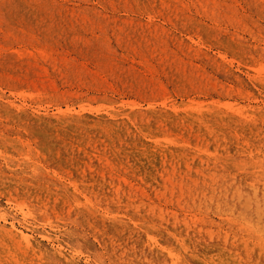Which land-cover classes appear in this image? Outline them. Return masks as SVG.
Here are the masks:
<instances>
[{
    "label": "rangeland",
    "instance_id": "1",
    "mask_svg": "<svg viewBox=\"0 0 264 264\" xmlns=\"http://www.w3.org/2000/svg\"><path fill=\"white\" fill-rule=\"evenodd\" d=\"M0 18V264H86L85 249L90 262L170 264L147 233L165 251L193 222V240L233 264H264V207L242 194L264 189V136L234 120L264 128V0H0ZM192 100L204 122L187 119ZM223 111L233 137L203 133L228 127ZM136 115L166 139L149 140L154 178L129 152ZM229 186L233 222L204 199Z\"/></svg>",
    "mask_w": 264,
    "mask_h": 264
},
{
    "label": "bare ground",
    "instance_id": "2",
    "mask_svg": "<svg viewBox=\"0 0 264 264\" xmlns=\"http://www.w3.org/2000/svg\"><path fill=\"white\" fill-rule=\"evenodd\" d=\"M154 6H155V4H153ZM152 7V6H151ZM230 9V8H229ZM42 10V9H41ZM231 11V10H230ZM12 13V12H11ZM231 18V17H230ZM1 19V18H0ZM47 19V18H46ZM5 20V19H4ZM5 23V22H4ZM85 25V24H84ZM9 27V26H8ZM22 27V26H21ZM145 31V30H144ZM45 36V35H44ZM209 37V36H208ZM44 38V37H43ZM47 38V37H46ZM210 38H212V37H210ZM232 38V37H231ZM228 39V38H227ZM233 39V38H232ZM45 41V40H44ZM155 41V40H154ZM224 41V40H223ZM227 41V40H226ZM225 41V42H226ZM222 42V41H221ZM215 43H216V40H215ZM46 44V43H45ZM224 46H226V45H224ZM228 46H229V44H228ZM229 47H231V46H229ZM51 48V47H50ZM232 50H233V47L231 48ZM237 49V48H236ZM235 49V50H236ZM234 51V50H233ZM237 51H238V49H237ZM236 52V51H235ZM240 52V51H239ZM238 52V53H239ZM37 53V52H36ZM38 54V53H37ZM241 55V54H240ZM241 57V56H240ZM51 58V57H50ZM55 59V58H54ZM247 61V60H246ZM111 63V62H110ZM248 65V64H247ZM226 66V65H225ZM249 67V69H250V71H251V66L249 65L248 66ZM34 69V68H33ZM112 70V69H111ZM3 72V71H2ZM24 72V71H23ZM115 73V72H114ZM13 77V76H12ZM21 81V80H20ZM19 81V82H20ZM28 89V88H27ZM150 94V93H149ZM28 95V94H27ZM146 96H147V94H146ZM37 97V96H36ZM152 98V97H151ZM83 103V102H82ZM85 103V102H84ZM87 103V102H86ZM102 103V102H101ZM151 103V102H150ZM106 104V103H105ZM187 105L184 107L185 109V111H186V113H189L188 115H187V119L188 120H191V121H194V122H204L203 121V119H202V116L200 115L201 113H200V110H201V108L202 107H200L199 106V104H198V102L197 101H194V100H192V101H190V102H188V103H186ZM18 105V104H17ZM81 105V104H80ZM87 105V104H86ZM91 105V104H90ZM100 106H101V104H99ZM217 105V104H216ZM98 106V105H97ZM106 106H108V104L106 105ZM106 106H104V104H103V107H106ZM222 107H223V109H233V106L232 105H227V104H222ZM150 108V107H149ZM104 109V108H103ZM147 109V108H146ZM158 109V108H157ZM106 110V109H105ZM165 110V109H164ZM234 110V109H233ZM60 111V110H59ZM138 111H139V109H138ZM150 111V110H149ZM161 111V110H160ZM213 111V110H212ZM242 111V110H241ZM248 111V110H247ZM83 112V111H82ZM124 112V111H123ZM125 112H128V113H130V114H136V111H135V108L133 107V106H131V107H127L126 109H125ZM141 112V111H140ZM144 112H145V110H144ZM150 112H152V111H150ZM156 112V111H155ZM154 112V113H155ZM164 112V111H163ZM16 113V112H15ZM35 113V112H34ZM258 113V112H257ZM30 114V113H29ZM46 114V113H45ZM59 114V113H58ZM100 114V113H99ZM98 114V115H99ZM140 114H142V113H140ZM165 114H167V116H169L168 118H170V119H172V118H174V115H172V113L171 112H169V113H165ZM178 114V113H177ZM193 114H195V115H193ZM60 115V114H59ZM71 115V114H70ZM137 115H139V113L137 114ZM137 115H136V117H133V119H132V124H128L129 125V128L127 129V131H126V134L127 135H131V139L129 140L131 143H132V149H130L129 150V152L131 153V154H133L134 156H132V157H135V159L137 160V162H139V164L142 166V167H145V170H146V172L149 174V175H152L153 176V178H154V169H155V166H153L151 163H149L148 162V158H147V148H148V146L153 142V143H157V144H159L160 143V145H164L165 146V143H166V139H165V136L161 133V131L159 130V128H157L155 125L154 126H152V127H149L148 125H147V123H145V121H144V123L143 124H141V123H136V119H139V118H137ZM149 115V114H148ZM118 116V115H117ZM141 116V115H140ZM216 116H217V114H216ZM246 116V115H245ZM245 116H242V115H240V117L238 116V117H234L235 119V123H238V124H240V125H243V128H242V130H243V132H245L246 133V137L248 138L247 140H249V141H261L262 139H261V137H263L264 136V128H262V129H259V128H257L256 126H254L253 125V121H254V118L255 117H245ZM252 116V115H251ZM149 117V116H148ZM152 117V116H151ZM218 117L219 118H217V120H215V122H222V121H226L227 120V122L226 123H228L227 125H228V127L227 128H225V129H217L218 128V126H217V123L215 124L216 126H214V127H210V125H208V124H205L204 123V129H203V133H214V135L216 134V135H221V136H225V137H233V112H227V111H223L222 113H218ZM60 118V117H59ZM142 118V117H141ZM158 118H160V116H158ZM261 118L264 120V115H262L261 116ZM64 119V118H63ZM129 119V118H128ZM146 119H148V118H146ZM61 120V119H60ZM66 120H67V118H66ZM141 120V119H140ZM183 120V119H182ZM181 120V121H182ZM68 121V120H67ZM70 121V120H69ZM97 121V120H96ZM152 121V120H151ZM180 121V120H179ZM257 121V120H256ZM21 122V121H20ZM60 122V121H59ZM86 122V121H85ZM104 122V121H103ZM162 122V121H161ZM170 122V121H169ZM176 122V121H175ZM178 122V121H177ZM184 122V121H183ZM65 123V122H64ZM68 123V122H67ZM70 123V122H69ZM159 123V122H158ZM163 123V122H162ZM170 124H171V122H170ZM169 124V125H170ZM173 124V123H172ZM258 124V123H257ZM262 124V123H261ZM260 124V125H261ZM161 125V124H160ZM159 125V126H160ZM193 125V124H192ZM112 126V125H111ZM175 126V125H174ZM187 125H185V127H186ZM262 126V125H261ZM88 127V126H87ZM115 127V126H114ZM184 127V128H185ZM237 127V126H236ZM169 128V127H168ZM172 128V127H171ZM181 128V127H180ZM82 129V128H81ZM112 129V128H111ZM110 128H106L105 127V130L107 131V132H109L110 130H111ZM115 129V128H114ZM48 130V129H47ZM162 130V129H161ZM187 130V129H186ZM113 131V130H112ZM111 131V132H112ZM170 131V130H169ZM177 131V130H176ZM182 131V130H181ZM51 132V131H50ZM186 132V131H185ZM191 132V131H190ZM110 133V132H109ZM114 133H119V130H118V132L116 131V132H114ZM170 133V132H169ZM179 133V132H178ZM120 134H122V133H120ZM166 134V133H165ZM174 134V133H173ZM190 134V133H189ZM191 135V134H190ZM167 136H169V135H167ZM175 136V135H174ZM185 136H187V135H185ZM120 137V135L119 134H116V138H119ZM138 138L137 140L135 139V138ZM172 137V136H171ZM190 137V136H189ZM218 137V136H217ZM177 138V137H176ZM179 138H181L180 136H179ZM216 138V137H215ZM184 139V138H183ZM214 139V138H213ZM217 139H220V138H217ZM217 139H215V140H217ZM237 139H238V137H237ZM121 140V139H120ZM128 140V139H127ZM149 140H151L150 142L151 143H149ZM181 140V139H180ZM226 140V139H225ZM115 141V140H114ZM163 141L165 142V143H163ZM184 141V140H183ZM202 141V140H201ZM189 142V141H188ZM211 142V141H210ZM263 142V141H262ZM130 143V144H131ZM116 144V143H115ZM170 144V143H169ZM197 144V143H196ZM201 144V143H200ZM213 144V143H212ZM262 144V143H261ZM122 145V144H121ZM159 145V146H160ZM224 145V144H223ZM222 145V146H223ZM124 146H125V144H124ZM128 146V145H127ZM163 146V147H164ZM113 147V146H112ZM177 147H179V146H177ZM81 148H83V147H81ZM129 148V147H128ZM131 148V147H130ZM156 148V147H155ZM184 149V148H183ZM79 150V149H78ZM115 150V149H114ZM150 150V149H149ZM117 151H118V149H117ZM153 151V150H152ZM168 151V150H167ZM125 152V151H124ZM128 152V153H129ZM189 152V151H188ZM121 153V152H120ZM155 153V152H154ZM153 153V154H154ZM190 153V152H189ZM118 154V153H117ZM116 154V155H117ZM149 154V153H148ZM188 154V153H187ZM84 155V154H83ZM152 155V154H151ZM165 155V154H164ZM163 155V156H164ZM150 156V155H149ZM174 156V155H173ZM105 157V156H104ZM168 157V156H167ZM189 157V156H188ZM154 158V157H153ZM165 158V157H164ZM171 158V157H170ZM194 158V157H193ZM131 159V158H130ZM180 160V159H179ZM186 160V159H185ZM27 161V160H26ZM82 161V160H81ZM80 161V162H81ZM133 161V160H132ZM158 161V160H157ZM104 162V161H103ZM151 162V161H150ZM152 162H154V161H152ZM159 162V161H158ZM161 162V161H160ZM164 162V161H163ZM188 162V161H187ZM169 163V162H168ZM171 163V162H170ZM182 163V162H181ZM190 163V162H189ZM107 164V163H106ZM159 164V163H158ZM167 165V164H166ZM176 165V164H175ZM180 165V164H179ZM183 165V164H182ZM188 165V164H187ZM173 166V165H172ZM182 167V166H181ZM180 167V168H181ZM213 167V166H212ZM25 168V167H24ZM92 168V167H91ZM88 169V168H87ZM138 169V168H137ZM158 169V168H157ZM160 169V168H159ZM162 169V168H161ZM204 169H205V167H204ZM174 170V169H173ZM124 171V170H123ZM163 171V170H162ZM165 171V170H164ZM170 171V170H169ZM209 171V170H208ZM108 172V171H107ZM217 172V171H216ZM219 172V171H218ZM226 173V172H225ZM106 174V173H105ZM158 174H160V173H158ZM230 174V173H229ZM210 175V174H209ZM219 175H221V176H223V172H221V174L219 173ZM218 175V176H219ZM70 176V175H69ZM112 176V175H111ZM157 176V175H156ZM159 176V175H158ZM225 176V175H224ZM116 177V176H115ZM131 177V176H130ZM212 177V176H211ZM214 177V176H213ZM218 178H220V176L218 177ZM224 179H225V177H223ZM35 179V178H34ZM216 179V178H215ZM207 180H208V178H207ZM207 180H206V182H207ZM211 180H212V178H211ZM229 180V179H228ZM96 181V180H95ZM90 182V181H89ZM124 182V181H123ZM201 182V181H200ZM221 182V181H220ZM93 182H91V184H92ZM95 183V182H94ZM105 183V182H104ZM214 183V182H213ZM229 183V182H228ZM235 183V182H234ZM86 184V183H85ZM113 184V183H112ZM120 184V183H119ZM139 184V183H138ZM87 185V184H86ZM105 185V184H104ZM111 185V184H110ZM162 185V184H161ZM203 185V184H202ZM211 185V184H210ZM218 185V184H217ZM220 185V184H219ZM218 185V186H219ZM226 185V184H225ZM240 185V184H239ZM65 186V185H64ZM113 186V185H112ZM205 186V185H204ZM203 186V187H204ZM232 186H234V185H232ZM247 187H249V188H246V187H244L245 189L243 190V192H242V194H247L246 195V197L251 201V202H255L256 204H255V207L257 208V212H256V214L261 210V207H264V189H263V191H259L258 189L259 188H261V186H257L256 184H253L252 182H248L247 183V185H246ZM88 187H90V186H88ZM100 187V186H99ZM206 187V186H205ZM204 187V188H205ZM208 187V186H207ZM221 187V186H220ZM231 186H229L228 188L229 189H226V188H222V190H221V193L220 194H213V193H211V194H204L205 195V197H204V199H206L207 200V196H208V198H209V200H211V202H216L215 203V206H214V208H215V210H216V212L217 213H220L221 215H223V214H228L230 217H231V221L233 222V203L234 202H230V201H228V200H230L232 197H233V187L232 188H230ZM85 188V187H84ZM109 188H110V186H109ZM91 189V188H90ZM93 189V188H92ZM97 189V188H96ZM100 189H101V187H100ZM113 189V188H112ZM206 189V188H205ZM262 189V188H261ZM89 190V189H88ZM107 190V189H106ZM109 190V189H108ZM114 190V189H113ZM174 190V189H173ZM217 190V189H216ZM235 190V189H234ZM241 190V189H240ZM86 191H87V189H86ZM92 191H94V190H92ZM97 191H99V190H97ZM102 191V190H101ZM104 191V190H103ZM208 191V190H207ZM123 192V191H122ZM216 192V191H215ZM88 193H89V191H88ZM94 193V192H93ZM99 193V192H98ZM106 193V192H105ZM119 193V192H118ZM204 193V192H203ZM218 193V192H217ZM91 194V193H90ZM102 194V193H101ZM100 194V195H101ZM116 194V193H115ZM122 194V193H121ZM126 194V193H125ZM177 194V193H176ZM104 195V194H103ZM110 195V194H109ZM113 195V194H112ZM95 196V195H94ZM99 196V195H98ZM106 196V195H105ZM111 196V195H110ZM122 196V195H121ZM160 196V195H159ZM103 197V196H102ZM124 197V196H123ZM241 197V196H240ZM94 198V197H93ZM98 198V197H97ZM104 198H106V197H104ZM110 198V197H109ZM125 198V197H124ZM128 198V197H127ZM29 199V198H28ZM101 199V198H100ZM107 199H108V196H107ZM120 199V198H119ZM165 199V198H164ZM103 201H104V199H102ZM115 200V199H114ZM118 200V199H117ZM116 200V201H117ZM233 200V199H232ZM79 201V200H78ZM125 201V200H124ZM164 201V200H163ZM203 201V200H202ZM235 201H236V199H235ZM44 202V201H43ZM74 202H75V200H74ZM106 202V201H105ZM207 202V201H206ZM205 202V203H206ZM210 202V201H209ZM242 202V201H241ZM240 202V203H241ZM250 203V202H249ZM185 204V203H184ZM43 205V204H42ZM110 205V204H109ZM111 205H113V204H111ZM151 205V204H150ZM208 205V204H207ZM242 205V204H241ZM261 205V206H260ZM131 206V205H130ZM134 206V205H133ZM210 206V205H209ZM213 206V205H212ZM31 207V206H30ZM158 207V206H157ZM197 207H198V205H197ZM241 207V206H240ZM86 208V207H85ZM206 208H208L207 206H206ZM205 208V209H206ZM213 208V207H212ZM87 209V208H86ZM91 210V209H90ZM95 210V209H94ZM214 210V209H213ZM206 211V210H205ZM249 211V210H248ZM65 212H67V211H65ZM91 212H92V210H91ZM159 212V211H158ZM262 212H264V211H262ZM160 213H162V212H160ZM187 213V212H186ZM237 213V212H236ZM250 213L252 214V209H251V211H250ZM84 214V213H83ZM92 214V213H91ZM95 214V213H94ZM159 214V213H158ZM247 214V213H246ZM250 214V215H251ZM259 214V213H258ZM161 215V214H160ZM244 215V214H243ZM263 215V214H262ZM54 216V215H53ZM84 216V215H83ZM98 216V215H97ZM133 216V215H132ZM181 216V215H180ZM99 217V216H98ZM161 217V216H160ZM163 217V216H162ZM242 217V216H241ZM244 217V216H243ZM96 218V217H95ZM102 218V217H101ZM107 218V217H106ZM111 218V217H110ZM115 218V217H114ZM119 218V217H118ZM133 218V217H132ZM238 218V217H237ZM91 219V218H90ZM136 219H138V218H136ZM135 219V220H136ZM143 219V218H142ZM150 219V218H149ZM246 219V218H245ZM94 220V219H93ZM98 220H99V218H98ZM97 220V221H98ZM104 220V219H103ZM145 220V219H144ZM173 220V219H172ZM177 220V219H176ZM181 220V219H180ZM259 220H261V219H259ZM102 221V220H101ZM113 221V220H112ZM119 221V220H118ZM133 221V220H132ZM140 221V220H139ZM143 220H141V222H142ZM103 222V221H102ZM115 222V221H114ZM138 222V221H137ZM189 222V221H188ZM192 222V221H191ZM221 222H223V221H221ZM260 222V221H259ZM258 222V223H259ZM135 223H136V221H135ZM150 223V222H149ZM187 223V222H186ZM94 224V223H93ZM99 224V223H98ZM115 224V223H114ZM113 224V225H114ZM121 224V223H120ZM122 224H124V223H122ZM132 224V223H131ZM142 224V223H141ZM154 224V223H153ZM110 225V224H109ZM133 226H134V223L132 224ZM140 225V224H139ZM138 225V226H139ZM145 225V224H144ZM161 225V224H160ZM172 225V224H171ZM173 225H174V223H173ZM182 225V224H181ZM102 226V225H101ZM118 226V225H117ZM124 226V225H123ZM136 226V225H135ZM157 226H158V224H157ZM77 227V226H76ZM98 227V226H97ZM104 227V226H103ZM128 227V226H127ZM127 227H126V229H127ZM142 227V226H141ZM155 227V226H154ZM161 227H162V225H161ZM173 227V226H172ZM182 227V226H181ZM186 227H187V229H188V231L187 232H190V231H192V232H195V234H200V232H198L197 233V229H196V224L193 222V224H190V225H186ZM233 227V226H232ZM36 228V227H35ZM102 228V227H101ZM114 228V227H113ZM116 228V227H115ZM160 228V227H159ZM163 228V227H162ZM174 228V227H173ZM111 229V228H110ZM117 229H119V228H117ZM122 229V228H121ZM142 229H144V228H142ZM183 229H185V227H183ZM202 229V228H201ZM96 230V229H95ZM100 230V229H99ZM120 230V229H119ZM7 231V230H6ZM15 231V230H14ZM106 231V230H105ZM131 231V230H130ZM205 231V230H204ZM203 231V232H204ZM212 231V230H211ZM216 231V230H215ZM218 231V230H217ZM8 232V231H7ZM107 232V231H106ZM140 232V231H139ZM144 232V231H143ZM150 232V231H149ZM171 233H168V235L171 237V241L169 242V247H167L166 248V250L165 251H162L161 249H160V247L159 248H157L156 246V244L154 243V241H153V239L151 238V235L152 234H149V233H147V242H150V244H152V246L155 248V250H156V252H157V254H159V256H161L162 255V258L164 259V261L166 262L167 261V259H168V261H169V263L170 264H188V262H189V260L190 259H188L189 257H191L192 258V260H191V263L192 264H233V255L231 254V252L230 251H228V249H227V247H225V246H222V247H218V249H216V248H213L211 245H208V244H206V243H200V242H198L199 240H197V238H196V240H193V238L194 237H192V235L191 234H188L187 232H183V233H181L182 231L178 228V229H172L171 231H170ZM219 232V231H218ZM10 233V232H9ZM102 233H103V231H102ZM111 233V232H110ZM115 233V232H114ZM117 233V232H116ZM191 233V232H190ZM95 234V233H94ZM101 234V233H100ZM107 234V233H106ZM126 234V233H125ZM139 234V233H138ZM204 234V233H203ZM207 234V233H206ZM213 234V233H212ZM229 234H230V232H229ZM76 235V234H75ZM97 235V234H96ZM108 235V234H107ZM111 235V234H110ZM124 235V234H123ZM135 235V234H134ZM214 235V234H213ZM18 236V235H17ZM100 236V235H99ZM116 236H117V234H116ZM137 236V235H136ZM203 236V235H202ZM206 236V235H205ZM219 236H220V234H219ZM105 237H106V235H105ZM141 237V236H140ZM218 237V236H217ZM228 237V236H227ZM103 238V237H102ZM110 238V237H109ZM120 238V237H119ZM145 238V237H144ZM203 238V237H202ZM211 238V237H210ZM107 239V238H106ZM79 240V239H78ZM124 240V239H123ZM129 240V239H128ZM127 240V241H128ZM205 240H207V239H205ZM233 240V239H232ZM103 241V240H102ZM101 241V242H102ZM122 241V240H121ZM132 241V240H131ZM172 241L174 242V243H172ZM104 242V241H103ZM124 242V241H123ZM129 242V241H128ZM228 242V241H227ZM73 243H75V242H73ZM109 243V242H108ZM113 243V242H112ZM115 243V242H114ZM122 243V242H121ZM87 244V243H86ZM118 244V243H117ZM138 244V243H137ZM216 244H218V243H216ZM17 245H19V244H17ZM21 245V244H20ZM25 245V244H24ZM30 245V244H29ZM36 245V244H35ZM79 245V244H78ZM88 245V244H87ZM121 245V244H120ZM175 246L176 248L175 249H177V250H169L171 247H173V246ZM13 246V245H12ZM22 246V245H21ZM75 246V245H74ZM112 246V245H111ZM129 247H131L130 245H129ZM77 248V247H76ZM118 248V247H117ZM132 248V247H131ZM19 249V248H18ZM79 249H82V248H78L77 250H79ZM108 249V248H107ZM120 249V248H119ZM122 249V248H121ZM76 250V249H75ZM76 250V251H77ZM83 250V249H82ZM114 250V249H113ZM142 250V249H141ZM143 250H144V248H143ZM164 250V249H163ZM20 251V250H19ZM123 251V250H122ZM127 251V250H126ZM134 251V250H133ZM136 251V250H135ZM83 252H84V254L86 255V264H102V260L100 259V257H98V255L96 256V255H94L93 253V255H94V260H92L91 262H90V258H91V256L92 255H90V252L89 251H87L86 249L85 250H83ZM109 252V251H108ZM142 252V251H141ZM153 252V251H152ZM48 253V252H47ZM110 253V252H109ZM120 253V252H119ZM100 254V253H99ZM131 254V253H130ZM129 254V255H130ZM137 254V253H136ZM135 254V255H136ZM146 254V253H145ZM1 255V254H0ZM71 255V254H70ZM70 255H68L69 257H71ZM109 255V254H108ZM128 255V254H127ZM23 256V255H22ZM110 256V255H109ZM123 256V255H122ZM134 256V255H133ZM137 256H138V254H137ZM142 256H143V254H142ZM147 256V255H146ZM118 257V256H117ZM22 258V257H21ZM121 258V257H120ZM73 259H75V258H73ZM122 259V258H121ZM130 259V258H129ZM139 259V258H138ZM154 259H156V258H154ZM153 259V260H154ZM112 260V259H111ZM17 261V260H16ZM77 261V260H76ZM118 261V260H117ZM140 261V260H139ZM167 261V262H168ZM75 262V261H74ZM104 262V261H103ZM125 262V261H124ZM133 262V261H132ZM110 263V262H109ZM112 263H113V261H112ZM117 263V262H116ZM158 263V262H157ZM16 264V263H15ZM72 264V263H71ZM79 264V263H78ZM137 264V263H136ZM145 264V263H144Z\"/></svg>",
    "mask_w": 264,
    "mask_h": 264
}]
</instances>
